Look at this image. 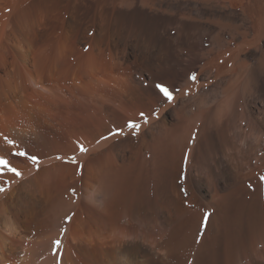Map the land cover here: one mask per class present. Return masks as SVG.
Here are the masks:
<instances>
[{
	"label": "bare ground",
	"instance_id": "6f19581e",
	"mask_svg": "<svg viewBox=\"0 0 264 264\" xmlns=\"http://www.w3.org/2000/svg\"><path fill=\"white\" fill-rule=\"evenodd\" d=\"M0 159V264H264V0H0Z\"/></svg>",
	"mask_w": 264,
	"mask_h": 264
},
{
	"label": "snow or ice",
	"instance_id": "6c2138e0",
	"mask_svg": "<svg viewBox=\"0 0 264 264\" xmlns=\"http://www.w3.org/2000/svg\"><path fill=\"white\" fill-rule=\"evenodd\" d=\"M194 79V77H193ZM161 92L165 95V97L169 100H171L173 97H172V94L169 92V90L165 87H162L161 86ZM130 127H138V125H135V124H130ZM81 151H86V149L83 148V146H81ZM20 155H24V153H20ZM33 160H36L37 158L36 157H32ZM0 163H3L6 167L8 166L7 164V161H4L2 159H0ZM10 171L14 172L16 175H20L19 171L15 168H10L9 169ZM0 191H2V189H0ZM59 243V241H57V244Z\"/></svg>",
	"mask_w": 264,
	"mask_h": 264
},
{
	"label": "rangeland",
	"instance_id": "374dc122",
	"mask_svg": "<svg viewBox=\"0 0 264 264\" xmlns=\"http://www.w3.org/2000/svg\"><path fill=\"white\" fill-rule=\"evenodd\" d=\"M138 18H141V12H139V16H138ZM151 24L154 25L155 23H154V22H153V23L151 22ZM260 245H261V247H260ZM260 245L258 244V245L256 246V248L258 247V248H257L258 251H260V250L262 249V246H263L264 244H260ZM259 247H260V249H259ZM245 260H247V258H246V259L244 258V259L242 260V262L245 263V262L248 261V260H247V261H245Z\"/></svg>",
	"mask_w": 264,
	"mask_h": 264
}]
</instances>
